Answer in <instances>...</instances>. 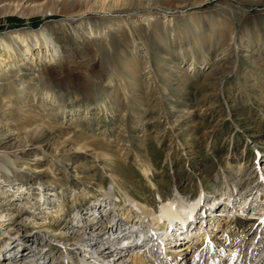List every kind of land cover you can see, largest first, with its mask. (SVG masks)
<instances>
[{
	"label": "rangeland",
	"instance_id": "1",
	"mask_svg": "<svg viewBox=\"0 0 264 264\" xmlns=\"http://www.w3.org/2000/svg\"><path fill=\"white\" fill-rule=\"evenodd\" d=\"M57 1L0 0L26 6L1 14L0 31L63 18L45 24L60 53L41 62L25 60L24 44L43 26L0 34V125L10 131L0 144V264H82L71 245L74 216L88 231L105 226L116 213L92 211L104 191L113 208L125 190L158 213L162 201L202 189L204 204L221 202L239 184L248 202L253 196L245 212L258 216V188L250 189L264 169L254 153H264V0H118L113 14H87L82 38L71 28L81 21L62 24L87 1ZM147 12L156 17L149 23L140 20ZM109 23L107 37L90 36ZM53 229L65 234L57 239ZM26 237L37 252L25 254Z\"/></svg>",
	"mask_w": 264,
	"mask_h": 264
},
{
	"label": "bare ground",
	"instance_id": "2",
	"mask_svg": "<svg viewBox=\"0 0 264 264\" xmlns=\"http://www.w3.org/2000/svg\"><path fill=\"white\" fill-rule=\"evenodd\" d=\"M86 1V7L83 10V7L80 6V9L78 10L80 14L77 17L70 16L69 19H66L65 23L62 24V26L66 28L68 25L72 26L76 21H81L74 27H71L74 34L76 33L78 38L81 37L82 33H86V31H88L86 27H90V24L88 23L89 25H85L83 20L90 19L87 17V14L91 11L113 14L121 7L118 0H112L114 2V5L112 6H106V0ZM70 2H72V0L57 1L58 5L68 4ZM25 7L26 6L22 3L11 4L10 2H7L0 7V15L10 11L18 12ZM142 17L143 18L140 20L144 22L146 21L147 23H149L153 18H156L155 16H152V12H147V14ZM162 19L164 23L166 21V16L164 15ZM121 23L122 22L118 20L117 26H121ZM170 23H172V21H170ZM164 26L167 25L164 23ZM107 27L108 31L106 29L92 31V28H90V36L107 37L110 29L115 28L116 25L114 23H109ZM37 33H39V36L35 33L34 39L32 41H27V43L24 44L25 60L34 63L37 60L41 62L44 58L51 59V57H58L57 55L60 53L59 41L46 34L45 25L39 29ZM5 50L9 52L11 48H5ZM11 53L16 55L18 54L13 51ZM9 63L10 64L6 65L8 66L7 68L12 66V64H15L13 61ZM194 64L195 59L192 61L191 66H194ZM5 71H7V69ZM19 71L20 73L16 76L17 78L20 77V74L23 72L21 68ZM25 72H27V70ZM22 86L17 89L14 87V90L18 92L20 97H24L25 94L23 93L28 89L27 87ZM1 130L0 144L3 143L2 140L4 139L1 138L2 133L4 132L7 134V132H10L0 125V131ZM234 170L238 175H240L243 171V167H240L239 169L236 168ZM144 171L146 174L147 169H144ZM258 172H260L258 178L260 180H257L255 182V186H252L250 189V191H252L254 188H258L259 192L257 197L260 198V201H255H258L257 206L258 203H260V205L254 209L258 211V216L255 215L257 217L256 220H251L248 217L243 218L242 215L236 214V212H245L247 210L246 207L248 206V208H250L253 202V198L250 202H248L249 195L244 194L242 189L239 190V184L235 185L238 190L237 195H235L231 189L232 192L226 199H224V209L218 210L221 211L220 213H218V211L215 212L223 215V218H215L216 216H214V212L212 210L216 204L220 202V198H217L214 203H211L210 201L207 206V204H204L205 194L203 189L200 191L199 196L195 199L176 197L174 199H169L166 202L162 201L158 213L155 210L153 211L150 209L143 202L133 198L125 190H122L124 205L120 207L115 205L113 208L111 203H108L107 198L105 199L106 196L110 194L112 195L111 190L108 192L104 191L101 194V196H104L102 200L103 203L98 200L97 205L95 203L92 211L97 213L100 207L103 206L104 208L98 211L99 213H102L101 215L106 216V213L109 210L114 211L117 215L114 214V216L110 219L111 221L109 220L106 222L105 226L100 224L97 228L88 231L86 229L87 224L85 222L82 223L81 219L78 220L80 215L79 213H76L74 219L75 221L77 220V230L76 232H73L76 237H74V243H71V245L75 246L74 249L76 252H79L78 255L81 256L80 260L82 264H264V203H262L264 202V169L260 167ZM118 187L122 189L119 185ZM117 200L118 202L120 201L118 198ZM220 206H222V204H220ZM119 208L121 210L125 209L124 211H126L123 213L125 215L122 217L123 220L117 218V211ZM203 209L206 210V212L208 211V216L211 214L213 215V217H210L211 219H208V216L205 219L206 224L204 228H207L209 221H212L213 223L212 228L210 231H207L206 234H202L201 232V230L204 229H202L203 226L197 227L198 225L196 224V226L194 225L193 227H190L192 220L197 221V216H199V213ZM134 211L137 213L136 216L138 217L135 222H133L135 219L133 216ZM233 211L234 213H231ZM196 212L197 214H195ZM97 217L98 216H94L92 218L95 225L97 224ZM140 220L142 224L138 225L137 222ZM186 225H188V229H185ZM237 226L239 227V231L236 230ZM124 227L127 235L120 238L119 236L124 232ZM53 230L55 231V235H61L65 232H59L58 229ZM219 233L221 234V237L218 238L217 234ZM258 234H260L259 237H257ZM182 239H185L184 244L174 246L178 240ZM123 244H130L131 247L126 249ZM36 248L38 249V247ZM205 250V254L209 251L212 252V260L207 258L203 259L201 252ZM66 251L69 254L68 249ZM191 251H193V255L192 257H189L188 254Z\"/></svg>",
	"mask_w": 264,
	"mask_h": 264
},
{
	"label": "water",
	"instance_id": "3",
	"mask_svg": "<svg viewBox=\"0 0 264 264\" xmlns=\"http://www.w3.org/2000/svg\"><path fill=\"white\" fill-rule=\"evenodd\" d=\"M63 18H58V19H48L46 21H44L43 23H41L37 28H33L31 26H22V27H19V28H13V29H6V30H3V31H0V34H6V33H9L13 30H17V29H27V28H30V29H39L41 28L42 26H44L45 24L47 23H52V22H59L60 20H62Z\"/></svg>",
	"mask_w": 264,
	"mask_h": 264
},
{
	"label": "trees",
	"instance_id": "4",
	"mask_svg": "<svg viewBox=\"0 0 264 264\" xmlns=\"http://www.w3.org/2000/svg\"><path fill=\"white\" fill-rule=\"evenodd\" d=\"M18 22H22V20H18Z\"/></svg>",
	"mask_w": 264,
	"mask_h": 264
}]
</instances>
